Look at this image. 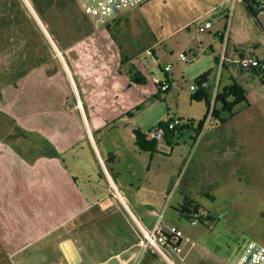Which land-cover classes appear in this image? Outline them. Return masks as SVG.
Segmentation results:
<instances>
[{
	"label": "rangeland",
	"instance_id": "rangeland-1",
	"mask_svg": "<svg viewBox=\"0 0 264 264\" xmlns=\"http://www.w3.org/2000/svg\"><path fill=\"white\" fill-rule=\"evenodd\" d=\"M18 2L0 0V91L10 82L13 87V71L15 77L20 76L18 80L22 77L25 81L26 74L43 62L51 61L53 66H57L55 48L59 49V44L49 34L47 26L43 24L30 0ZM257 5L260 7L257 8ZM231 6V0H150L141 7L124 12L109 23L113 29L115 44L124 46L136 65L140 69L145 68L146 72L142 74L147 80L146 88L154 89V86L161 82L159 78L163 76L160 69L165 72V68L171 65L168 81H174L175 85L166 94L160 93L158 99L155 96L147 98L137 120L144 133L165 119L181 120L182 129L191 123L196 127L202 123L220 124L212 110L208 109L206 99L197 95L196 80L215 68L214 56L208 44L215 36L224 32ZM263 7L264 0L250 7L244 2L236 5L230 22L234 37L230 50L234 49V45L246 52L255 50L264 61ZM250 9L254 10V13ZM74 11L72 15L78 23L83 19L86 22V17L78 8ZM207 21H210L213 27L201 33L199 28ZM89 22L94 34L84 39L85 37L76 35L74 25L62 17L60 24L68 29L63 39H60V45L66 47L77 43L88 46L94 43L96 38L101 39L97 32L105 27L93 25L91 20ZM216 46H221L218 39L214 47ZM184 56L187 61H182ZM231 71L248 99V106H238L237 116L227 123L244 128L239 135L241 144L234 160L237 162L236 166L210 165L205 169L199 160L190 155L191 149L185 145L190 144L187 131L180 137L179 144L164 143V148H159L154 153L138 151V155L131 154L128 160H123L120 164L125 178L133 180L136 174L134 180H139L136 184L141 187L140 192H136L137 197L131 198V204L137 213L155 211L158 224L175 223L176 219H179L180 231L186 236H194V233L201 229L206 230L205 237L196 241L197 246L192 253L195 256L185 263L178 261L179 264H193L200 259L207 261L204 248L231 254L233 259L244 255L251 245L264 247V79L254 75L243 77L236 68ZM13 91L14 94L7 93L2 98L6 99L0 101L3 114L13 109L17 114H21L17 115V119L0 116V225H11L13 211L9 200L13 197V192H21L18 187L23 186L15 178L13 146H17L19 142H30L31 147V133H27L25 128L29 122L23 112L26 108V86L23 83L20 91ZM134 126L133 123L131 127ZM116 130L121 138L120 142L125 140V129L120 127L114 129ZM105 134L101 135L103 144H108ZM33 139L38 141L36 137ZM79 150L80 147L75 145V148H70L62 154V160L78 189L84 191L82 198L85 202L82 203L86 209L83 213L87 212V216L92 217L98 215V220L93 222L90 228L88 222L83 228H76L74 223H70L65 229L71 226L74 228L71 230L73 233L58 243L55 242L58 244L59 253L57 246L49 243L54 238L32 240L25 245L16 242L15 246L0 239V264L102 262L109 253L118 249L119 241L127 234L128 225L135 226L122 206L112 205L111 209V202L106 198L101 199L99 204L95 202L107 192H98L97 195L86 192L90 186L85 187L84 181L78 178V173L86 167L94 174L97 172V165L87 161L91 157L87 149L83 150L85 154L82 156V162L88 164L84 166L80 165L81 162H75L73 156ZM35 152L36 150L29 149L27 152L24 150L23 154L25 153L26 159H32L39 155ZM129 161L133 168H136L135 172L129 169L132 168ZM210 168L211 172L215 173L221 168L223 174L220 173L225 178L211 180ZM235 173L238 174L233 179ZM21 194L23 195V192ZM186 196L193 197L207 209H213L219 221L217 227L214 224H199L193 227L190 221L181 218L177 207L179 203H183ZM13 199V208L22 206L19 200L14 197ZM78 220L82 224V218ZM7 231L9 228L0 226L1 236ZM112 241L117 244H112ZM21 245L24 247L17 251ZM15 251L17 252L13 255Z\"/></svg>",
	"mask_w": 264,
	"mask_h": 264
},
{
	"label": "crops",
	"instance_id": "crops-1",
	"mask_svg": "<svg viewBox=\"0 0 264 264\" xmlns=\"http://www.w3.org/2000/svg\"><path fill=\"white\" fill-rule=\"evenodd\" d=\"M246 3L249 6L253 5L252 2ZM86 18L90 20L88 17ZM93 32L85 36L84 39L90 38L94 34ZM97 33L102 38L99 40L96 38L91 45L83 46L76 43L59 47V49L55 48L57 66H53L51 61L43 62L42 65L33 67L31 69L33 71L26 74L25 81L21 79L22 77L18 80V75L15 77L13 71V87H11L12 83L10 82L0 91V101H2L6 99H2L4 95L7 93L9 95L14 94V89L20 91L23 83L25 84L26 108L23 109V112L26 121L29 122L25 126L26 132L31 133V147L30 142H19L16 144L17 146H13L15 178L18 183L21 182L23 185L18 187L23 195L21 192H13V197L19 200L22 206L13 208V197L9 200L13 211L11 220L13 227L2 223L0 226L9 228V231L3 236L0 235V239L7 244L13 243L15 246L16 242H22L21 244L25 245L32 240L54 238L49 243L56 245L59 253L58 244L55 242L58 243L73 233L71 230L74 228L71 226L65 229L70 223H74L76 228H83L88 222L90 228L92 223L98 220V215L92 217L87 216V212L83 213L86 209L82 203V201L85 202L82 198L84 191L78 189L68 167L62 160V154L78 145L80 150L75 153L73 160L86 166L85 164L88 163L82 162L84 161L82 156L85 154L83 150L87 149L91 154L87 161L97 165V172L94 174L89 172L86 167L78 173V178L84 181L85 187L90 186L86 192H93L96 195L98 192H107L95 202L99 204L101 199L106 198L111 202V209L112 205L122 206L135 223V226L128 225L127 234L124 235L125 237L123 236L124 239L119 241L118 249L109 253L104 261H91L86 264L113 261L114 257L120 254L123 256L130 255L135 251L134 247L140 236L137 226L147 231L153 230L156 225L165 235H172L177 238L175 242L179 246V253L167 248L166 259L157 255L145 254L141 264H179L178 261L185 263L195 256L192 253L197 246L196 241L205 237L206 230L201 229L196 231L194 236H186L180 231L179 219L175 218L178 221L175 223L163 222L158 224L159 221L155 220V211L148 210L143 214L137 213L131 204V198L137 197L136 192H140L141 187L136 184L139 180H134L136 174L133 180L125 178L120 164L123 160H128L131 154L138 155V151L154 153L159 148H164V143L168 145L179 144L180 137L187 131L189 132L190 144L185 143V145L191 149L190 155L199 160L205 169H208L210 165L218 167L221 164V166L231 164V166H236L237 162L234 160L241 144L239 135L244 128L228 125L229 120L222 123L216 118L220 122L219 125L203 124L197 127L192 124L186 125L185 129L177 133H169L163 143L157 144L156 150L140 149L136 142L135 132L139 130L144 133V129L137 120L140 118L146 99L152 96L158 99L160 94L158 85L154 84V89H148L145 84L139 85L131 81V66L135 65L141 74L145 68L140 69L136 65L135 60L130 58V54L124 46L115 44L111 26L110 28L105 26ZM48 39L52 42L50 38ZM217 39L221 46L214 47ZM233 41L234 37L231 32L228 42L222 33H219L208 44V48L214 56V63L216 60L217 63L219 62L224 52L227 56V62L221 74V88L230 85L232 78L235 79L231 71L232 68H236L243 77L249 75L260 77L257 70L241 71L234 63L239 57L248 54L255 55L262 61L258 52L255 50L246 52L236 45H234L233 50H230V44ZM128 59L129 61H127ZM217 63L213 68L215 70L213 75L209 78L210 81L215 79ZM160 70L162 72L160 74L163 76L157 78L161 81L169 80L168 74L171 70L169 72ZM171 83L173 86L175 85L174 81ZM13 110L14 112H12ZM13 110L3 114L0 108V116L15 119L19 115L21 116V114H17L15 109ZM235 111L238 112L239 110L236 108ZM225 115L227 114H221V118L226 119ZM11 120L13 121V119ZM133 123L135 124L134 128L131 127ZM120 127L125 129L127 135L122 142L116 133L118 131H114L115 128ZM103 134L107 137L108 144H103V136H101ZM33 137H36L38 141ZM33 142L35 144H32ZM29 149L36 150V155H39L35 158L32 157V159H26L23 151L26 150L27 152ZM129 165L132 167L129 169L135 172L136 168H133L131 163ZM234 170L237 171L238 169ZM220 172L223 174L221 168L216 173L211 172L210 168V179L222 180L225 178ZM237 174L233 175V179ZM25 197L29 198L24 200ZM189 198L194 200L193 197ZM13 201L15 202L14 199ZM181 205L182 202L177 207L180 217L179 208ZM207 210L215 214L213 209ZM80 214H82L81 217H77ZM213 216L215 221L206 224H214L217 227L218 218ZM79 218H82V224L78 222L81 220H78ZM199 224L191 223L193 227ZM23 238L25 239L23 240ZM111 243L117 244L116 241ZM23 245L17 251L21 250ZM201 249H203V243ZM204 250L207 261L199 258L200 261L193 262V264H238L243 257L241 255L232 259L231 254H222L218 250H206L205 248ZM17 251L13 252V255ZM57 264H62V261Z\"/></svg>",
	"mask_w": 264,
	"mask_h": 264
},
{
	"label": "built area",
	"instance_id": "built-area-1",
	"mask_svg": "<svg viewBox=\"0 0 264 264\" xmlns=\"http://www.w3.org/2000/svg\"><path fill=\"white\" fill-rule=\"evenodd\" d=\"M149 1L150 0H77L82 13L91 20L92 24L102 27L109 25V23L120 14L141 7ZM257 1L258 0H231V12L224 28V32L222 33L226 42H228L229 40L231 32L230 22L236 5L241 2H252L253 5H256ZM259 7L260 6L257 5V8ZM212 27V23L210 21H207L204 26H201L199 28V31L201 33H204L207 30L212 29ZM182 61H187V58L185 56L182 57ZM226 62L227 56L224 52L219 62L217 63V73L215 79L212 81L205 80L201 83L202 88H212V112L215 108V100L217 98V95L221 90V74L224 70ZM234 63L241 71L247 72L257 70L259 72V76L264 79V62L259 60L255 55L248 54L241 56L236 61H234ZM170 70L171 65H168L165 68V72H169ZM159 85V93L163 94H166L171 89V87H173V83L169 82L168 80L161 81ZM164 124L165 126L157 125L156 127L146 131L144 133L145 138L148 141L161 144L165 141L167 130L177 132L178 130L182 129V122L179 119H167L166 121H164ZM191 223L197 225L199 224V221L197 219H194L193 221H191ZM137 228L140 233L138 242L134 247L137 248V250L133 251L128 256H123L122 254L116 255L114 257V260H116V262H112V260H110L100 264H141L142 257L145 254L157 255L163 259H166L165 253L167 248L171 249L173 252L179 253V246L175 242L177 238L172 235H165L158 225H156L153 230L147 231L139 226H137ZM248 257H250L248 264H264V247L256 245L249 246L238 264H245Z\"/></svg>",
	"mask_w": 264,
	"mask_h": 264
},
{
	"label": "trees",
	"instance_id": "trees-1",
	"mask_svg": "<svg viewBox=\"0 0 264 264\" xmlns=\"http://www.w3.org/2000/svg\"><path fill=\"white\" fill-rule=\"evenodd\" d=\"M19 0H17V3ZM31 5L33 6L34 10L42 20L43 24L47 26L49 34L54 38L57 44L60 47V41L63 39L65 33H67V27L61 26L60 20L63 19L66 22H70L72 26L74 25L76 35L80 37H85L89 35L93 28L86 18V22L83 19L81 22L78 23L76 18H73L74 10L78 8L82 13L77 0H30ZM248 7V3H246ZM16 5L13 4V8ZM250 11L254 13V10ZM83 15V13H82ZM84 16V15H83ZM89 22V23H88ZM85 25H84V24ZM110 28L109 25H107ZM63 28V29H62ZM61 39V40H60ZM129 61V59L127 60ZM217 63V60L215 61ZM15 70V69H14ZM214 69L202 74L197 80L198 86V93L199 97H204L207 102L208 109H211L212 103V88H202L201 83L205 80H209V78L213 75ZM16 73V72H15ZM18 77H20L18 75ZM130 78L135 84L144 85L146 84L147 80L141 72H139L134 66H131L130 69ZM232 82L230 85L221 88L220 92L217 95L215 100V108L213 110V115L216 116L222 123H226L228 120L234 118L237 115V111L235 109L241 105L245 104L248 106V99L237 80L234 78L231 79ZM160 85L158 84V88ZM226 113L228 117L226 119L221 118V114ZM192 124V123H191ZM187 124V125H191ZM159 126H165L164 122H160ZM203 125L200 124L199 126ZM182 129L178 130L177 132L181 131ZM174 131L167 130L165 138H167L169 133H177ZM136 135V142L137 145L142 150L146 151H154L156 150L157 144L156 142L148 141L145 138V134L139 130L135 132ZM179 212L181 213V217L188 220L193 221L197 219L199 223L206 224L207 222L215 221L214 214L208 211L207 209L203 208L200 204L195 202L189 197H185L181 207L179 208Z\"/></svg>",
	"mask_w": 264,
	"mask_h": 264
},
{
	"label": "water",
	"instance_id": "water-1",
	"mask_svg": "<svg viewBox=\"0 0 264 264\" xmlns=\"http://www.w3.org/2000/svg\"><path fill=\"white\" fill-rule=\"evenodd\" d=\"M250 260V257H248L247 261L245 262V264H248Z\"/></svg>",
	"mask_w": 264,
	"mask_h": 264
}]
</instances>
